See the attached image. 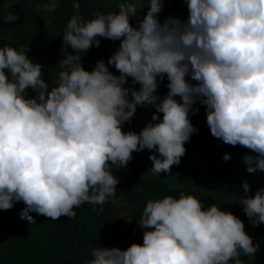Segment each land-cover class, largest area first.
Listing matches in <instances>:
<instances>
[{
  "label": "clouds",
  "instance_id": "1",
  "mask_svg": "<svg viewBox=\"0 0 264 264\" xmlns=\"http://www.w3.org/2000/svg\"><path fill=\"white\" fill-rule=\"evenodd\" d=\"M138 2L124 0L118 11L86 20L73 0L51 88L29 48L0 47V210L22 202L19 216L30 224L31 213L75 218L84 204L103 212L120 183L112 169L126 167L134 152L153 153L152 175L172 174L199 131L189 118L199 113L196 105L204 106L214 138L250 150L243 158L247 172L264 171V0H183L187 18L170 15L163 23L166 0H149L142 16ZM35 7L54 13L59 0ZM18 19L11 12L3 17ZM100 38L120 41L119 47L107 63L86 70L82 57ZM146 105L155 109L151 121L138 133L123 131L137 106ZM242 186L239 203L258 227L264 187L252 195L247 182ZM136 223L144 229L142 244L94 247L86 264H243L242 255L259 250L239 217L183 192L148 200Z\"/></svg>",
  "mask_w": 264,
  "mask_h": 264
},
{
  "label": "trees",
  "instance_id": "2",
  "mask_svg": "<svg viewBox=\"0 0 264 264\" xmlns=\"http://www.w3.org/2000/svg\"><path fill=\"white\" fill-rule=\"evenodd\" d=\"M26 1L30 7L33 29L38 34L32 33L23 47L29 48L28 55L31 60L44 66L43 75L51 88L56 85L61 71L57 64L62 59V54L57 49L56 37L51 38L44 25L47 14L38 12L35 7L45 0ZM78 2L81 15L87 20L94 18L98 11L104 13L118 11L119 4L124 0H78ZM72 4L73 0H59V7L53 15L54 33L58 35L61 43L62 31L74 14ZM137 6L142 10V16L150 6L149 0H139ZM170 15L187 18V6L183 0H166L159 19L163 23ZM131 23L136 26L135 18ZM100 40L99 47L93 46L82 57V65L86 70L91 71L99 60L107 63L120 44V41L113 42L104 38ZM69 51L72 50L69 48ZM109 70L119 75L114 67L109 66ZM166 84L165 77L158 89L161 97L168 91ZM135 87L139 90L138 84ZM35 95L34 92L30 94ZM195 107H199V113H190L189 118L199 131L193 133L190 141L185 144L186 153L198 151L192 160L181 161L178 166L173 165L171 175L161 173L160 176H154L150 170L152 161L149 159L153 153L146 149L139 153L134 152L133 159L126 167L113 168L112 174L120 181L117 185V195L122 197L124 196L122 191L127 193L122 199L125 201L124 213L114 211L113 198L103 206V212H99L98 206L84 204L76 209L75 218L61 216L57 221H53L31 213L35 217V223L30 224L19 216L25 205L22 202L16 203L12 235L0 243V264H86L94 247H118L123 250L132 243L142 244L144 229L136 221L147 201L162 199L169 195L178 198L181 192L198 198L205 207L215 203L222 210L230 211L239 217L245 224L246 233L253 238V243L259 244V250L254 256H241L243 264H264V224L253 226L239 203L246 195L242 186L244 182L249 184L252 195L264 187V171L247 172L243 158L252 154L250 150L239 145H226L214 138L206 122L204 106ZM154 111L150 105L137 106L132 121L125 124L123 131L138 133L151 121ZM226 153L231 156L227 162L223 160Z\"/></svg>",
  "mask_w": 264,
  "mask_h": 264
},
{
  "label": "rangeland",
  "instance_id": "3",
  "mask_svg": "<svg viewBox=\"0 0 264 264\" xmlns=\"http://www.w3.org/2000/svg\"><path fill=\"white\" fill-rule=\"evenodd\" d=\"M8 3L9 0H0V47L9 45L19 49L26 42H28V39L30 38V36H32V33H38L33 29L34 27L31 22L32 16L30 13L28 2L26 0H14L11 7H8ZM9 12L18 15L19 19L12 22H5L3 20V17L6 16ZM46 14L47 16L44 22L46 30L51 38L56 37L58 43L57 49L58 51H61V40L59 39L58 35L54 33L55 22L53 15L55 14V12ZM31 92L32 91L29 90V96ZM197 153V150L186 153L181 158V161L192 160ZM121 193L124 196L120 197L119 195H116V197H119V199H115V197L114 200H112L115 203L114 211L124 213L125 201L122 199L127 196V193L123 191ZM15 205L10 210H0V243L9 239L12 235V225L15 218Z\"/></svg>",
  "mask_w": 264,
  "mask_h": 264
}]
</instances>
